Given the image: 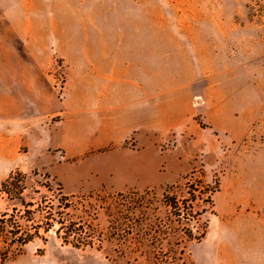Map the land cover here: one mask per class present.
Listing matches in <instances>:
<instances>
[{
  "label": "rangeland",
  "instance_id": "1",
  "mask_svg": "<svg viewBox=\"0 0 264 264\" xmlns=\"http://www.w3.org/2000/svg\"><path fill=\"white\" fill-rule=\"evenodd\" d=\"M123 100L139 143L107 137ZM189 182L207 202L165 210ZM138 207L201 214L174 264H264V0H0V251L31 236L5 264H154L119 244Z\"/></svg>",
  "mask_w": 264,
  "mask_h": 264
},
{
  "label": "trees",
  "instance_id": "2",
  "mask_svg": "<svg viewBox=\"0 0 264 264\" xmlns=\"http://www.w3.org/2000/svg\"><path fill=\"white\" fill-rule=\"evenodd\" d=\"M24 180H26V178L21 173L13 174L5 183H3L2 191L7 196H9L11 201L21 200L22 205L26 207L27 204H25L23 199H21V196L26 190ZM185 188L187 189V194L190 197L189 200H184L181 202L177 198H170L168 200L166 199L162 202V206L166 208L165 210L171 209L172 211L181 212V209L187 208L189 209V211H191V213H193L196 201L203 200V202H207V200H205V198L203 199V197H205V195H207L208 193L204 192L203 187L200 185V183L197 184L189 182L185 185ZM174 189L177 188H170V191ZM121 198H124V196L122 195ZM207 199L210 200V198ZM139 209H142V212L140 215H137ZM128 211L131 215L127 218V221L131 223V229H129L130 232L128 231V236H132L134 232L136 233V236L129 239H125L124 236L120 240L119 244L124 246L128 245L127 247H129L130 249L135 248L136 251L140 252L141 257L145 258L146 261H153L154 264H174L176 262L182 261V253L180 256L175 254L173 246L179 248L185 246L186 242L188 243L191 240H194V234L192 230L186 228L182 224V222L185 219L186 221H188V226L190 224L192 225L193 222L198 223V219L201 214L195 213V216H191V218L188 214L186 215V218L182 214H176V218H170L169 216H166L165 221L164 219H161L159 216H157L159 208L155 209L152 214H149L147 212L149 211L148 209L143 210L142 207L130 208ZM49 221H51L52 224H47L48 226L47 228H45L46 232L50 230L54 231L55 229L54 233L58 236H60L61 233H64L63 239L65 241H69L72 238L74 239V243L92 245V242H83V240L79 238L78 233H76V228L67 227L62 217L58 220L50 218ZM54 222L59 225V228L55 227ZM4 224L7 225L6 222H2V225ZM12 233L18 234L17 232ZM181 233L187 235V237L177 238L176 241L168 239V237H177ZM203 235H205V230L203 231ZM114 236L117 235L114 233ZM30 237L31 236L29 235L25 237L21 236L17 238V240L11 241V244H9L10 248H8L6 252L0 251V264H5V262L8 260L11 248L18 250L20 247L30 242ZM115 241L116 240L113 239L110 243H114ZM165 244H167L169 247V251H167L166 253L162 251ZM155 250L159 251L158 254L157 252L154 253ZM121 257L126 258L127 255L122 254ZM151 258L153 260H151ZM135 260L137 261L138 259Z\"/></svg>",
  "mask_w": 264,
  "mask_h": 264
},
{
  "label": "crops",
  "instance_id": "3",
  "mask_svg": "<svg viewBox=\"0 0 264 264\" xmlns=\"http://www.w3.org/2000/svg\"><path fill=\"white\" fill-rule=\"evenodd\" d=\"M139 108L141 106L137 108V105L130 100H123L120 105H116L111 119L112 130L107 137L112 140H120L123 137L132 138L131 136H133L134 141L139 143L143 139V134L140 133H143L145 123L137 111ZM84 145H87V141ZM139 188L141 187L139 186Z\"/></svg>",
  "mask_w": 264,
  "mask_h": 264
},
{
  "label": "water",
  "instance_id": "4",
  "mask_svg": "<svg viewBox=\"0 0 264 264\" xmlns=\"http://www.w3.org/2000/svg\"><path fill=\"white\" fill-rule=\"evenodd\" d=\"M54 231H55V229H54Z\"/></svg>",
  "mask_w": 264,
  "mask_h": 264
}]
</instances>
